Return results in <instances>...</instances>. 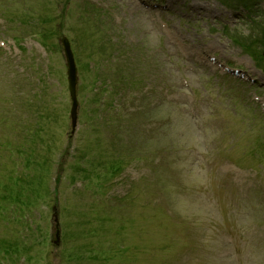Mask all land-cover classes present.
Wrapping results in <instances>:
<instances>
[{
  "label": "rangeland",
  "instance_id": "374dc122",
  "mask_svg": "<svg viewBox=\"0 0 264 264\" xmlns=\"http://www.w3.org/2000/svg\"><path fill=\"white\" fill-rule=\"evenodd\" d=\"M249 5L0 0V240L20 242L0 264H264V0Z\"/></svg>",
  "mask_w": 264,
  "mask_h": 264
},
{
  "label": "water",
  "instance_id": "95a60500",
  "mask_svg": "<svg viewBox=\"0 0 264 264\" xmlns=\"http://www.w3.org/2000/svg\"><path fill=\"white\" fill-rule=\"evenodd\" d=\"M62 45H63V52L65 54V61L67 62V82L69 84L68 88L70 91V95H72V107H71V117L72 122L74 123L76 120V108H77V101H76V95H75V86H76V79H77V73H76V65L73 59V52L70 48V42L67 40L64 36L61 37Z\"/></svg>",
  "mask_w": 264,
  "mask_h": 264
},
{
  "label": "trees",
  "instance_id": "16d2710c",
  "mask_svg": "<svg viewBox=\"0 0 264 264\" xmlns=\"http://www.w3.org/2000/svg\"><path fill=\"white\" fill-rule=\"evenodd\" d=\"M217 1H219V0H217ZM220 1H222V2H226V3H233V5H242V6H244V7H246V8H250L251 6H253V5H249V0H220ZM229 6V5H228ZM259 28H260V31L264 34V28H263V25L260 27V26H258ZM15 179H17L16 177H15ZM16 183V182H15ZM12 190V193H13V191H14V193H13V196L17 199V200H19L20 201V198H22V188L21 187H19V190L17 191V189L16 188H12L11 189ZM22 201V200H21ZM23 202V201H22ZM14 244H16V245H13L12 243L11 244H9V243H7V242H5V241H2V240H0V249H2L3 248V251L5 252V253H8V254H10V252H11V250L10 249H14V250H16V254H15V257H17L18 255H20V251H19V246H18V243L17 242H13ZM26 245H24L23 243H22V245H21V248H20V250H26ZM18 249V250H17Z\"/></svg>",
  "mask_w": 264,
  "mask_h": 264
}]
</instances>
